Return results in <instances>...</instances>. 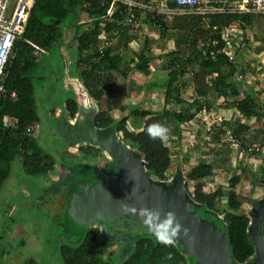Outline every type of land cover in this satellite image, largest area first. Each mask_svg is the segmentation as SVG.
<instances>
[{"label": "trees", "instance_id": "1", "mask_svg": "<svg viewBox=\"0 0 264 264\" xmlns=\"http://www.w3.org/2000/svg\"><path fill=\"white\" fill-rule=\"evenodd\" d=\"M108 7L109 5L103 0H36L24 34L15 41L14 54L8 62L2 81L5 92L0 93V189L11 174L12 161L16 157L22 158L24 170L28 174H47L54 171L53 156L42 150L34 135V130L28 132V129L39 122L33 75L39 66L36 51L44 52L57 43L63 34L61 24L72 13L78 15L74 18L73 26L78 42L77 67L81 70L80 80L94 101L101 108H105L96 116V126L102 129L114 128L122 133L124 138L135 144L138 147L137 152L146 163L148 173L153 178L164 180L169 184V179L173 177L170 173L172 152L164 141L166 122L173 119L181 125L193 121L204 110L210 111L213 107V103L208 99L210 91H214L224 99L236 97V111L243 117L263 119L264 113H259L256 107L257 100L252 93L240 97L241 91L236 86L234 76L237 73L243 76L245 70L239 69L236 60L224 50L226 43L224 30L234 24L245 29L252 25L255 14L223 12L207 17L181 14L172 16L171 26L167 23V16L157 19L148 14L146 20L160 28L163 36L170 28L177 33L174 41L175 49L164 54V63L161 67L169 72V80L164 93V109L157 113L150 110L133 109L132 114L135 118L146 119V121L136 131L125 130L129 118L116 120L111 113L121 108L127 95L129 81L119 84L115 72L123 78H128L131 72L129 68L134 72L148 71L155 58L144 48L140 54L130 60L128 69H121L118 61L122 62V59L115 57V49L99 46L102 31L111 34V38L113 36L121 38L123 34L129 32L125 26L127 25L125 23L126 7L120 5L112 18H106ZM172 7L175 6L172 5ZM84 13L89 16L87 23H81L79 17V14ZM262 16L264 18V14ZM85 24L89 25V28H84ZM146 42L149 43L147 40ZM186 74L193 76L195 85L196 97L191 100L184 99L181 94L180 81ZM173 102L181 108H167ZM64 109L67 119H74L78 114L79 101L74 91L72 98L66 99ZM7 117L14 121L12 126L5 125ZM159 125H163V129ZM229 135V138L233 137L230 132ZM233 140H236L235 137ZM107 167L111 169L115 167L114 162L109 161ZM213 172L211 164L199 162L185 176L186 189L195 203L199 205L200 214H198L228 233L233 262L243 264L250 261L256 249L248 231L252 220L250 215L242 212L243 202L236 191L242 176L236 175L231 178V191L227 193V208L222 213L217 208V204L226 194L224 187L220 186L212 192L204 191L208 185L206 180ZM262 172L261 180L264 184V168ZM68 176L65 178L67 179ZM189 182L195 184L193 192L188 190ZM56 187L57 190H55ZM53 188L55 192L59 191L55 184ZM253 191L252 186L250 192L253 193ZM260 201L254 200L253 207L257 208ZM69 206L71 208L70 204ZM194 208L195 206L190 207L189 210ZM219 212L222 216H219ZM67 217L82 226L85 231L78 244L61 246L64 264H106L104 259L106 252L111 247L117 246L113 244L114 232L121 231L125 237L126 232L119 226L120 223L110 225L109 232L106 233L94 226L81 224L70 213H67ZM260 225L259 233L264 236V211ZM144 232L146 234L138 237L129 233L130 237H134L132 240L125 238L130 248L126 249L127 253L121 264L188 263L182 247L164 239L152 230H144ZM124 237L119 242H124ZM1 239L0 237V264H5L2 259L6 248L3 247ZM24 264H37V262L31 260Z\"/></svg>", "mask_w": 264, "mask_h": 264}, {"label": "rangeland", "instance_id": "2", "mask_svg": "<svg viewBox=\"0 0 264 264\" xmlns=\"http://www.w3.org/2000/svg\"><path fill=\"white\" fill-rule=\"evenodd\" d=\"M253 14L256 16L252 25L243 29L240 25L234 24L228 28L229 31L224 32L225 35L229 32V39L226 40L224 50L236 60L239 69L245 70L243 76L239 73L234 76L236 86L241 91L240 97L252 93L257 100L256 107L259 109V113H264V18L263 13ZM75 17L78 15L72 13L61 24L63 34L57 43L44 51L42 55L39 54V66L33 75L36 111L39 115L34 135L42 150L53 156L54 171L47 174H28L24 170L22 158L19 156L13 159L11 174L0 189V237L3 247L6 248L5 256L2 259L5 264H24L31 260H35L37 264H64L61 246L78 244L85 231L82 226L67 217V213H70L69 204L72 206L74 195L83 192L81 184H94L99 181L102 170L112 172L116 167L112 169L107 167L111 158L101 148L85 142L79 138V135L77 136L79 140H77L75 135L71 138L67 135L68 133L63 132L61 126L67 120L66 112L63 114L65 120L60 115H55L57 110H65L66 99L72 98L73 90L70 88L73 83L77 85L78 90L76 91H78L80 102H83L86 95L88 96V91L81 82L66 81L64 78L69 72L68 70L73 69V64L76 63L79 56L77 46L68 44L71 41L70 38L74 37ZM79 17L81 23H87L89 19L87 13L79 14ZM171 20L172 16H167V23L170 26L173 21ZM125 26L129 30L128 34L125 32L126 34H123L121 38H116V36L111 38V34H107L105 38H100L99 46L108 42L105 47L115 49V57L122 59V62L118 61L121 69H128L130 60L146 48L149 54L155 58L150 67L153 66L155 71L162 69L164 54L175 49L176 31L170 28L163 36L161 29L145 18L140 20L139 26L137 24H125ZM84 28H89V25L85 24ZM68 36L69 40L66 41ZM71 42L77 43L75 39ZM65 69H67V73L63 72ZM129 69L133 73L130 72L128 78H123L115 72L118 83L123 84L129 81L130 87L128 86L127 95L121 108L114 110L111 115L116 120L128 117L129 121L125 130L136 131L143 126L146 119L135 118L132 110L135 108L142 110L144 107L154 113L163 110V89H165L166 81L169 78L167 72L159 73L156 81L161 85L156 89H159L158 92L161 94L158 95L157 92L156 97L152 100L147 93L139 89L142 87L140 81L134 83L131 90L132 77L141 73ZM149 74L150 71L147 75ZM151 74L154 76V73ZM55 75L60 81L55 80ZM134 78L136 77L134 76ZM144 80L146 81V78ZM180 84L184 99L191 100L196 97L192 75L186 74L182 77ZM132 93L141 95L139 103L138 98L131 99ZM208 99L213 103L212 109L206 110L205 113L202 111L193 121L181 125L173 119L166 122L164 141L172 152L170 173L175 176L181 172L186 176L199 162L211 164L214 172L206 181H208V185L212 186L205 188L204 191L212 192L220 186L224 187L226 194L217 204V208L222 213L227 208V193L231 191L230 180L236 175H241L242 180L236 187V191L243 202L242 212L250 215L255 208L253 201L264 198V184L261 180L264 168V117L258 120L240 115L236 111L235 101L237 98L234 96L224 99L214 91H210ZM90 102L91 107L89 108L79 106V112L75 119H69L68 122L73 121L74 125L81 126L82 121L88 122L87 118L92 116L93 112L98 115L101 110H105L95 101L90 99ZM167 108L180 109L181 106L173 102ZM229 132L241 147H237L231 142ZM116 133L133 151H138V147L124 138L122 133L117 131ZM79 134L81 136V133ZM69 146L73 147L74 151L76 150L74 154L69 152ZM114 165L116 164L114 163ZM66 172H69L67 179L64 178ZM53 184L58 186V192L54 191ZM188 184V190L193 192L195 184L193 182ZM252 186L254 187L253 193L250 192ZM51 197L53 198L49 199ZM193 210L200 214L199 208ZM221 212H219V216H222ZM114 223H120L119 226L126 233L125 237L123 236L124 242H119L120 239H123H119L122 235L117 239L114 236L113 244L117 246L111 247L106 252L104 257L106 264H121L123 262L124 255L130 248V244L126 243L125 238L132 240L133 236L138 237L141 234H146L144 232L146 229L140 225V230L137 229L136 224L126 219L124 215L107 223V226L110 227ZM218 224H220L219 221ZM94 227L104 231L101 223ZM218 228L228 235L221 227ZM117 233L121 234V231ZM129 233L135 235L130 237ZM188 263L190 264L189 261Z\"/></svg>", "mask_w": 264, "mask_h": 264}, {"label": "water", "instance_id": "3", "mask_svg": "<svg viewBox=\"0 0 264 264\" xmlns=\"http://www.w3.org/2000/svg\"><path fill=\"white\" fill-rule=\"evenodd\" d=\"M96 116L93 112L88 122L82 121L81 126L66 124L65 128L67 132L72 130L71 138L79 135L85 142L104 150L116 168L113 172L102 170L94 184H81L83 192L74 195L70 214L87 226L101 223L106 233L110 229L107 223L124 215L137 229L142 226L171 239L182 247L187 257L196 260L194 264H237L231 257L230 236L201 218L196 210H189L193 206L198 209L199 205L186 189L184 174L177 173L169 184L154 179L139 153L126 145L113 128L96 126ZM263 211L264 200H261L259 207L251 212L248 231L257 258L250 264H264V236L259 233ZM117 232L115 238L120 235L119 239L122 238L123 233Z\"/></svg>", "mask_w": 264, "mask_h": 264}, {"label": "built area", "instance_id": "4", "mask_svg": "<svg viewBox=\"0 0 264 264\" xmlns=\"http://www.w3.org/2000/svg\"><path fill=\"white\" fill-rule=\"evenodd\" d=\"M109 5L106 18H112L118 7H126V23L140 25V20L151 14L155 18L181 14H195L207 17L223 12L239 14H264V0H103ZM36 0H0V93L5 92L2 84L5 69L13 56L15 41L21 37L27 26L31 10ZM174 5L175 7H172ZM139 14V16H138ZM229 31L228 28L224 32ZM223 32L225 41L229 39ZM102 31V38L106 37ZM108 44L105 42L102 47ZM15 95V94H13ZM206 110H204V113ZM12 120H5L6 126H12ZM37 125V124H36ZM35 125V126H36ZM35 126L28 132L35 131ZM234 145L241 147L237 140L230 138ZM253 150V149H250ZM209 184L206 188H210Z\"/></svg>", "mask_w": 264, "mask_h": 264}, {"label": "crops", "instance_id": "5", "mask_svg": "<svg viewBox=\"0 0 264 264\" xmlns=\"http://www.w3.org/2000/svg\"><path fill=\"white\" fill-rule=\"evenodd\" d=\"M74 37H73V39H72V37L70 38L71 39V41H73L74 39H75V42H77V40H76V37H75V31H74V35H73ZM69 40V36L67 37V40L66 41H68ZM71 41H69V43L68 44H73V45H76L77 46V44H78V42L77 43H73V42H71ZM45 51H47V50H45ZM39 54L40 55H42L43 54V51L41 50H38V51H36V56L37 57H39ZM78 59H79V56H78V58H77V60H76V63L75 64H73V69H71V70H68L69 72L67 73L66 72V70L67 69H65L63 72L64 73H67V75L64 77L65 78V80L66 81H76V83L77 82H81V80H80V74H81V70L77 67V61H78ZM151 69H152V71H151V69H149L148 71H144V72H140L141 74L140 75H134L136 78H134V76L132 77V81H131V90H132V88H133V84L134 83H138L139 81H140V84L142 85V87H139V89H142V92H145V93H147L148 94V96H149V98L150 99H152V100H154V98L156 97V95H157V92H158V90L159 89H156V87H160V85H161V83H159L158 81H156L157 80V78H158V76H159V73L160 72H167V76H168V78H169V72L168 71H165V70H163V69H160L159 71H155V69H153L154 67L153 66H151L150 67ZM150 71V74L149 75H147L148 74V72ZM151 73H154L153 75L154 76H152V74ZM55 80L56 81H60L59 79H58V77H57V75H55ZM146 78V81L144 80ZM166 82H168V80L166 81ZM81 84L83 85V83L81 82ZM76 84L75 83H73V85H72V87L70 88V89H72L73 91H74V93L76 94V96H77V98H78V96H79V94H78V91H76V90H78V88H77V85L75 86ZM129 87H130V85H129ZM165 91H166V88L165 89H163V92L165 93ZM88 93V92H87ZM129 94H130V92H129ZM161 93L160 92H158V95H160ZM88 96H89V98L91 99V100H93L94 101V99L89 95V93H88ZM140 97H141V95H139V94H137V93H132V98L131 99H137L138 98V103L141 101V99H140ZM129 99V98H128ZM78 101H79V99H78ZM80 102V101H79ZM146 103H148V102H146ZM79 106H82L83 108H85L83 105H82V101L79 103ZM141 106V105H140ZM91 107V106H90ZM141 108H143V107H141ZM145 108H147V107H144L142 110H148V109H145ZM65 112H64V110H57V112H56V116H59L60 115V117H62V118H64V120H65V117H64V114ZM61 118V119H62ZM75 119V118H74ZM5 120H12L10 117H7V118H5ZM67 120H69V119H67ZM67 120H65V122L62 124V126H61V128H62V130H63V132L64 133H67V130H66V128H65V125L67 124V125H69V126H71V125H74V123H73V121L72 122H68ZM77 120V119H76ZM12 122H14L13 120H12ZM72 131V130H71ZM70 137V136H69ZM72 143V142H71ZM70 145H72V144H70ZM76 151V150H75ZM74 150H73V147H71V146H69V152L71 153V154H74V152H75Z\"/></svg>", "mask_w": 264, "mask_h": 264}, {"label": "flooded vegetation", "instance_id": "6", "mask_svg": "<svg viewBox=\"0 0 264 264\" xmlns=\"http://www.w3.org/2000/svg\"><path fill=\"white\" fill-rule=\"evenodd\" d=\"M70 131V132H69ZM67 133V135L68 136H70L71 135V130H69ZM114 171V170H113ZM112 171V172H113ZM107 172H110V171H107ZM232 257V256H231ZM257 258V256H256V253L249 259L250 261H246L245 263H243V264H250V263H252L255 259ZM232 260H233V258H232ZM189 262H190V264H193L194 262H195V260L194 259H190V260H188ZM236 263V262H235ZM189 264V263H188Z\"/></svg>", "mask_w": 264, "mask_h": 264}, {"label": "clouds", "instance_id": "7", "mask_svg": "<svg viewBox=\"0 0 264 264\" xmlns=\"http://www.w3.org/2000/svg\"><path fill=\"white\" fill-rule=\"evenodd\" d=\"M159 127H161L162 129H163V125H159ZM106 171V170H105ZM174 178V176L172 177V178H170L169 179V181L171 182L172 181V179ZM155 179V178H154ZM160 181H162V180H160ZM164 181V180H163ZM185 182H186V180H185ZM190 191V190H189ZM194 191V190H193ZM191 192V191H190ZM190 211H192V210H190ZM250 218H251V214H250ZM251 220H252V218H251ZM167 233V232H166ZM164 239H166V240H170V241H172L171 239H169V238H166V237H164ZM173 242V241H172ZM185 255V254H184ZM186 256V255H185ZM187 257V256H186ZM189 260L192 258V257H187ZM192 259H194V258H192ZM195 260V259H194ZM195 262H196V260H195ZM194 262V263H195ZM193 263V264H194ZM238 264V263H237Z\"/></svg>", "mask_w": 264, "mask_h": 264}, {"label": "bare ground", "instance_id": "8", "mask_svg": "<svg viewBox=\"0 0 264 264\" xmlns=\"http://www.w3.org/2000/svg\"><path fill=\"white\" fill-rule=\"evenodd\" d=\"M82 105L84 107H88V108L91 106L90 99H89V97L87 95L84 97L83 102H82Z\"/></svg>", "mask_w": 264, "mask_h": 264}]
</instances>
